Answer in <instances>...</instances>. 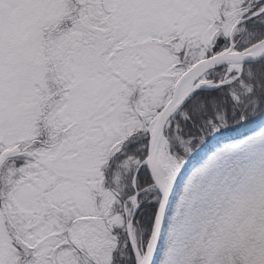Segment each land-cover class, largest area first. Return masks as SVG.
<instances>
[{
    "label": "rangeland",
    "instance_id": "374dc122",
    "mask_svg": "<svg viewBox=\"0 0 264 264\" xmlns=\"http://www.w3.org/2000/svg\"><path fill=\"white\" fill-rule=\"evenodd\" d=\"M240 1L109 0L104 9L100 0H0V150L35 149L23 152L28 166L6 179L9 188L0 175V264H90L87 247L101 253L95 216L108 200L100 180L108 146L143 116L152 129V107L177 76L219 32L237 30ZM224 64L223 82L238 71ZM176 123L166 122L167 137L187 148ZM162 135L163 186L182 159ZM126 201L128 214L133 197ZM163 219L150 264H264V125L173 187ZM125 227L138 259L144 240Z\"/></svg>",
    "mask_w": 264,
    "mask_h": 264
},
{
    "label": "trees",
    "instance_id": "16d2710c",
    "mask_svg": "<svg viewBox=\"0 0 264 264\" xmlns=\"http://www.w3.org/2000/svg\"><path fill=\"white\" fill-rule=\"evenodd\" d=\"M263 5L264 0L239 2L238 15L230 22L232 26L235 20L244 18L236 25L237 30L230 35L234 50H241L264 37V8L261 9ZM254 12H256L254 15L249 16ZM227 44L228 32H219L203 57L224 49ZM198 59L200 58L194 61ZM225 67V64H219L207 70L202 77L204 81L199 83V88L191 90L169 118L176 120V134L181 139L187 140V148L180 145L179 148L175 147L177 144L167 137L172 135V126L166 131L165 128L163 130L168 139L169 152L179 157V160L185 159L201 147L180 172L174 187L200 166L215 149L248 136L264 125V56L255 62L242 64L239 72L228 71L226 77H231V80L229 78L223 82L221 76ZM128 88L131 89L129 84ZM136 95L137 92H132L130 97L136 98ZM164 103L152 107L154 111L151 116L155 115ZM181 111L184 112L182 117L179 116ZM148 121L149 119L143 116L140 123L127 130L123 138L108 146L109 149L100 167V180L108 200L105 211L95 217L97 220L101 218L103 223L101 228H97L98 237L110 246L103 245L104 248L99 254H96L95 250H101L102 246L96 249L87 247L85 254L89 257L90 264H134L125 227L131 212L126 214L124 211V204H128L126 200L134 192H137L136 208L130 223L134 240L138 244H141L142 240L145 243L149 234L158 201H151L152 189L146 188L150 185V180L145 167L139 165L146 153ZM31 142L32 145H39L36 140ZM27 145L30 146V143L25 144ZM19 162L17 159L6 162L5 173L9 185L13 183L10 180ZM164 225L165 221L162 218L160 229H163ZM88 240L89 238H86L87 242ZM67 243L60 247L65 248L68 246ZM159 244L160 241L154 249L151 260L155 258Z\"/></svg>",
    "mask_w": 264,
    "mask_h": 264
},
{
    "label": "water",
    "instance_id": "95a60500",
    "mask_svg": "<svg viewBox=\"0 0 264 264\" xmlns=\"http://www.w3.org/2000/svg\"><path fill=\"white\" fill-rule=\"evenodd\" d=\"M102 7L104 9L108 8L109 0H101ZM264 8V5L261 9ZM256 12L252 13L249 16L254 15ZM244 20L237 19L232 24V27L236 26L239 22ZM264 56V37L258 40L257 42L241 49V50H234L232 48V43L230 41V35H228V44L224 49H221L215 53H212L206 57H202L196 61H194L189 67L184 69L174 80L172 83L167 100L162 108L157 111L155 114L153 121L154 127L149 129L148 131V138H147V146H146V153L144 158L140 161L139 165H143L146 169L148 174L150 185L155 190L158 195V204L152 219V224L150 226L149 234L146 238V241L141 248V252H139L138 259L137 257L134 258V264H150V260L152 254L154 252L156 242L158 239L161 222L163 218V214L171 194L172 188L174 183L179 176L180 172L186 167V165L193 159L194 154L201 149V147L192 153L190 156L182 159L179 162V166L172 170L171 175H167L164 178L165 184L162 186L156 182L153 176L154 172V163L156 159V147L160 138H163V129L166 125V122L171 117V115L179 108L182 102L185 100L187 95L191 90L199 88V79L203 77L207 70L231 60H235L238 64L237 70L240 71V67L244 63H251L259 60ZM191 75V81L189 88L187 91L178 94V87L181 84L182 80L187 76ZM151 128V127H150ZM209 141V140H208ZM206 141V143L208 142ZM18 154V147L13 145L11 147H5L0 152V164L8 157H13ZM137 193L134 192L133 199L136 198ZM135 211V207L132 210L130 218L128 220L129 224L131 222V218Z\"/></svg>",
    "mask_w": 264,
    "mask_h": 264
},
{
    "label": "bare ground",
    "instance_id": "6f19581e",
    "mask_svg": "<svg viewBox=\"0 0 264 264\" xmlns=\"http://www.w3.org/2000/svg\"><path fill=\"white\" fill-rule=\"evenodd\" d=\"M229 63L231 64V66H234V67L238 66L235 60H231L229 61ZM190 81H191V75H187L182 80L181 84L178 87V94H181L187 91L190 85ZM151 126L152 128L154 127V121H152ZM164 146H165V139L160 138L158 141L157 147H156V159L154 163L155 166H154V172H153L154 179L156 180L158 184H161V180H162V172H163L162 164L170 160V157L168 153L166 152V149Z\"/></svg>",
    "mask_w": 264,
    "mask_h": 264
},
{
    "label": "flooded vegetation",
    "instance_id": "af4514ba",
    "mask_svg": "<svg viewBox=\"0 0 264 264\" xmlns=\"http://www.w3.org/2000/svg\"><path fill=\"white\" fill-rule=\"evenodd\" d=\"M26 152V154L29 152L30 153V151L31 152H35V149H30V148H28V146H26V147H23L22 149H19L18 150V154L17 155H15L14 157H12V158H7V159H5V161H3V163L0 165V175L2 176V178H1V182H7V180H6V173H5V170H6V168H7V165H6V162H8V161H12V159H17L18 161H20L17 165H16V167H15V169H14V177L16 176V177H18L17 175H18V171H19V169L22 167V168H25V167H27L28 166V163H25V157H24V155H23V152ZM0 152H1V150H0ZM24 152V153H25ZM15 172H17L16 174H15ZM2 184V183H1ZM5 187H7V188H9L8 187V182H7V184H6V186ZM7 188H6V190H7ZM4 195H6V191H4ZM4 197V199H5V201L7 200V196H3ZM96 200H98V199H96ZM12 229H14L15 231H17L18 230V228H14V227H12ZM30 250V249H29Z\"/></svg>",
    "mask_w": 264,
    "mask_h": 264
}]
</instances>
